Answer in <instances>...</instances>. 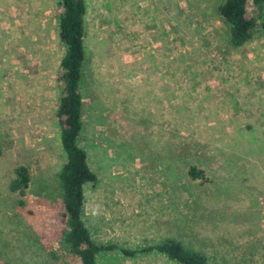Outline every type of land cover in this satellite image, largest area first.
<instances>
[{
    "label": "rangeland",
    "instance_id": "rangeland-1",
    "mask_svg": "<svg viewBox=\"0 0 264 264\" xmlns=\"http://www.w3.org/2000/svg\"><path fill=\"white\" fill-rule=\"evenodd\" d=\"M219 3L86 0L78 145L97 182L84 185L83 219L116 246L96 264H178L119 250L166 237L215 264H264V38L229 44ZM59 11L0 0V264H81L57 241ZM18 165L23 196L9 190Z\"/></svg>",
    "mask_w": 264,
    "mask_h": 264
},
{
    "label": "trees",
    "instance_id": "trees-1",
    "mask_svg": "<svg viewBox=\"0 0 264 264\" xmlns=\"http://www.w3.org/2000/svg\"><path fill=\"white\" fill-rule=\"evenodd\" d=\"M57 1L60 7L57 33L64 48V55L57 75L61 92L56 117L59 124V140L66 157L57 173L65 217L64 227L57 241L68 252L78 256L81 264H96L98 253L113 250L116 246L94 240L83 219L84 185H94L97 182V175L88 165L86 151L78 145L84 98L82 71L86 57L87 5L86 0ZM217 13L227 27L228 42L233 47L249 43L256 34L264 38V0H220ZM189 67L190 65H187L183 70ZM13 172L9 190L23 196L30 181L28 169L18 165ZM189 174L195 175L197 171L191 168ZM119 250L128 256L156 251L178 264H215L207 254L190 248L175 237H166L140 249ZM51 255L56 256L54 253Z\"/></svg>",
    "mask_w": 264,
    "mask_h": 264
},
{
    "label": "built area",
    "instance_id": "built-area-1",
    "mask_svg": "<svg viewBox=\"0 0 264 264\" xmlns=\"http://www.w3.org/2000/svg\"><path fill=\"white\" fill-rule=\"evenodd\" d=\"M259 209H260L262 223L264 227V196L259 198Z\"/></svg>",
    "mask_w": 264,
    "mask_h": 264
}]
</instances>
